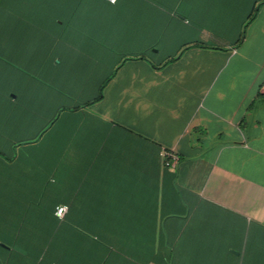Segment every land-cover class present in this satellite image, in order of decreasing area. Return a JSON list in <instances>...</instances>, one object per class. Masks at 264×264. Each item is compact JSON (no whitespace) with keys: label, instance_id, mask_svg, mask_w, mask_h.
Returning a JSON list of instances; mask_svg holds the SVG:
<instances>
[{"label":"crops","instance_id":"obj_1","mask_svg":"<svg viewBox=\"0 0 264 264\" xmlns=\"http://www.w3.org/2000/svg\"><path fill=\"white\" fill-rule=\"evenodd\" d=\"M50 234L264 264V0H0V264Z\"/></svg>","mask_w":264,"mask_h":264},{"label":"trees","instance_id":"obj_2","mask_svg":"<svg viewBox=\"0 0 264 264\" xmlns=\"http://www.w3.org/2000/svg\"><path fill=\"white\" fill-rule=\"evenodd\" d=\"M106 237L98 235L96 240L71 235L60 237L57 234L33 237L32 243L27 245L30 250L9 252L8 260H14L16 264H109L106 257L110 252L107 249L109 246L119 247L120 236L109 237L110 241ZM93 243L96 244L94 252L83 250L84 246ZM111 260L113 264H119L117 256Z\"/></svg>","mask_w":264,"mask_h":264},{"label":"built area","instance_id":"obj_3","mask_svg":"<svg viewBox=\"0 0 264 264\" xmlns=\"http://www.w3.org/2000/svg\"><path fill=\"white\" fill-rule=\"evenodd\" d=\"M106 1H108L111 4H115V3H117L118 0H106ZM162 154L166 158V161H165L166 167H172L173 166V161L178 159L175 155H173L171 153H168V152H163ZM67 211H68V207L67 206L60 205V206H58L56 208L55 215L58 218L63 219Z\"/></svg>","mask_w":264,"mask_h":264}]
</instances>
